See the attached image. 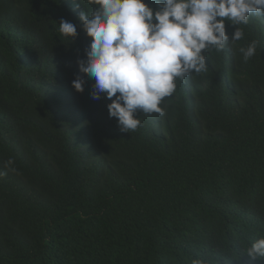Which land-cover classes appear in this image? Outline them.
<instances>
[{
    "label": "trees",
    "instance_id": "obj_1",
    "mask_svg": "<svg viewBox=\"0 0 264 264\" xmlns=\"http://www.w3.org/2000/svg\"><path fill=\"white\" fill-rule=\"evenodd\" d=\"M95 7L0 0V264H264L246 255L264 238V16L125 133L93 79L71 86Z\"/></svg>",
    "mask_w": 264,
    "mask_h": 264
},
{
    "label": "clouds",
    "instance_id": "obj_2",
    "mask_svg": "<svg viewBox=\"0 0 264 264\" xmlns=\"http://www.w3.org/2000/svg\"><path fill=\"white\" fill-rule=\"evenodd\" d=\"M92 2L97 7L90 14H79L80 29L89 43L84 57L76 61L78 73L71 86L82 92L85 75L93 79L90 98L99 100L103 95L109 100L108 117L115 118L125 133L141 125L134 118L137 110L163 117L161 104L175 92V80L207 71L206 51H223L243 38L236 25L264 16V0H157L155 8L145 0ZM225 18L235 26L231 37L226 34ZM58 26L66 38L77 35L73 22L61 19ZM257 44L253 40L239 49L244 62L256 55ZM14 163L12 158L7 160V171L0 170V179L16 171ZM246 255L251 260L264 257V238L252 243Z\"/></svg>",
    "mask_w": 264,
    "mask_h": 264
}]
</instances>
